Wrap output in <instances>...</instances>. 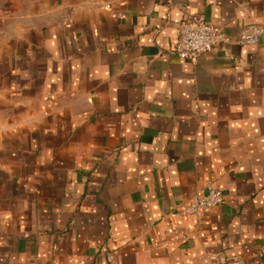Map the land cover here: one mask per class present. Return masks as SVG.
I'll return each instance as SVG.
<instances>
[{"label":"crops","instance_id":"0c3cea01","mask_svg":"<svg viewBox=\"0 0 264 264\" xmlns=\"http://www.w3.org/2000/svg\"><path fill=\"white\" fill-rule=\"evenodd\" d=\"M193 15L264 0H0V264H264V34L180 59Z\"/></svg>","mask_w":264,"mask_h":264},{"label":"built area","instance_id":"2783aa9c","mask_svg":"<svg viewBox=\"0 0 264 264\" xmlns=\"http://www.w3.org/2000/svg\"><path fill=\"white\" fill-rule=\"evenodd\" d=\"M263 34L264 27L252 23L242 27L236 39H231L201 16H186L178 25L173 53L180 59L195 61L200 55L210 52L218 44L254 46ZM222 202L221 191L213 183L208 182L205 184V190L181 206L178 213L182 217L198 218ZM179 239H181L180 234L176 232L171 234L172 243ZM168 244L170 243L164 241L163 245Z\"/></svg>","mask_w":264,"mask_h":264}]
</instances>
